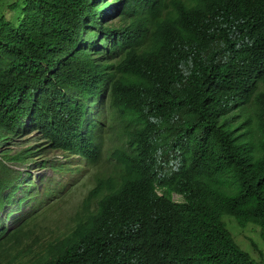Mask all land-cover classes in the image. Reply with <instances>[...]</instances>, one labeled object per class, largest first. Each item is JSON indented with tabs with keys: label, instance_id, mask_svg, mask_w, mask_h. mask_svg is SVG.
<instances>
[{
	"label": "trees",
	"instance_id": "1",
	"mask_svg": "<svg viewBox=\"0 0 264 264\" xmlns=\"http://www.w3.org/2000/svg\"><path fill=\"white\" fill-rule=\"evenodd\" d=\"M8 10L18 13L0 14V264H264L223 219L258 226L264 241V0ZM31 133L34 144L11 146ZM75 157L114 169L34 252L29 234L55 191L21 168L65 172Z\"/></svg>",
	"mask_w": 264,
	"mask_h": 264
},
{
	"label": "rangeland",
	"instance_id": "2",
	"mask_svg": "<svg viewBox=\"0 0 264 264\" xmlns=\"http://www.w3.org/2000/svg\"><path fill=\"white\" fill-rule=\"evenodd\" d=\"M15 0H0V14H6L7 18H14V15L18 13L8 10V5L10 2ZM120 4H113L110 8V13H112ZM99 45V44H97ZM35 143L34 134L31 133L25 137L22 146H13L15 149H21L26 146H30ZM38 143V142H37ZM111 144H106L104 149ZM47 155L55 164H61L65 156L58 151H48ZM104 160V159H103ZM82 161L78 158H73L70 164L65 165L63 168H68L65 170L67 172H56L52 168L41 169L38 168H28L25 172L26 176H29L30 180L37 183L41 190L43 191L46 186H50L55 191L51 198L47 199V203L39 209V216L41 217L40 229H36L35 232L29 234L28 243L32 245L34 252L39 250V245L43 242L50 241L54 237L58 236L65 228L73 224V218L76 216L80 210L84 197L86 196L88 190L94 186V180L97 176L110 174L114 166L112 163L107 161L101 162L98 166L92 167V169H76L73 166L75 164L81 163ZM51 178V181H48ZM174 199L176 201H182V197L175 195ZM31 209L30 206H25L23 211L11 212L10 219L5 217L6 225L13 226L14 222L22 214H26ZM227 227L233 233L238 244L246 251H248L257 261H263L264 263V241L260 237L259 227L254 224H248L246 227L238 225L235 218L231 215L225 214L223 216ZM40 236V239L37 238ZM255 244V245H254Z\"/></svg>",
	"mask_w": 264,
	"mask_h": 264
},
{
	"label": "clouds",
	"instance_id": "3",
	"mask_svg": "<svg viewBox=\"0 0 264 264\" xmlns=\"http://www.w3.org/2000/svg\"><path fill=\"white\" fill-rule=\"evenodd\" d=\"M26 147H27V146H26ZM49 151H51V150H49ZM62 155H63V154H62ZM64 156H65V155H64ZM47 157H48V155H47ZM48 158H49V157H48ZM75 158H76V157H75ZM49 159L51 160V158H49ZM65 160H66V157H65V159H64L63 161H61V162H65ZM68 160H69V164H70L71 161H72V159L69 158ZM51 161H53V160H51ZM53 162H54V161H53ZM54 163H55V162H54ZM81 163H82V162H81ZM81 163L75 164L73 167L76 168V169H78L77 166L79 165V166H81L79 169H81V168L84 167L83 165H80ZM25 166H27V165H25ZM33 167H34V166H32V167H26V168H23V167H22L21 170H27L28 168H33ZM39 167H40V166H39ZM35 168H38V167H35ZM47 168H52V167H47ZM47 168H42V167H41V169H47ZM52 169H53L54 171H56L54 168H52ZM56 172H60V171H56ZM65 172H67V171H65ZM63 173H64V172H63ZM31 181H32V180H31ZM48 181H51V178H48ZM32 182H33V181H32ZM47 187H50V186L48 185V186H46V188H47ZM46 188H45V189H46ZM40 189H41V188H40ZM17 203H18V202H17ZM23 208H24V207H23ZM23 208H22L21 211H23ZM15 209L18 210V208H14V207H13V208L11 209V212L15 211ZM18 211L21 212L20 210H18ZM29 211H30V210H29ZM29 211H28V212H29ZM11 212H10V214H8V215L5 214V215H4V219H5V217H8V218L10 219V217H11ZM28 212H27V213H28ZM27 213H26V214H27ZM23 215H24V214H22L20 217H22ZM76 216H77V214H76ZM76 216L73 218V221L75 220ZM20 217L18 218V220H16V221L14 222V224L20 220ZM6 221H9V220H6V219H5V222H6ZM6 226H7V225H6ZM8 227H11V226H8Z\"/></svg>",
	"mask_w": 264,
	"mask_h": 264
}]
</instances>
